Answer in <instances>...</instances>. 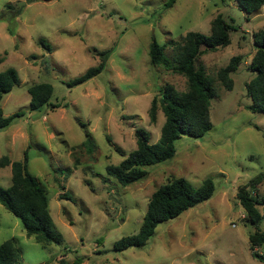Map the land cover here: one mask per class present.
<instances>
[{"label":"rangeland","instance_id":"374dc122","mask_svg":"<svg viewBox=\"0 0 264 264\" xmlns=\"http://www.w3.org/2000/svg\"><path fill=\"white\" fill-rule=\"evenodd\" d=\"M167 1L0 0V72L13 67L20 78L1 105L6 115L22 113L0 130V157L18 161L28 150L30 172L47 189L63 235L60 244L39 243L0 203V244L15 240L18 264H264V245L258 258L249 241L256 228L237 199L239 186L264 171V112L248 108L253 99L246 86L255 78L248 67L256 52L253 34L264 28V7L247 14L237 0H175L168 8ZM219 14L232 26V42L206 52L195 66L203 64L216 76L234 56L242 55L243 62L231 74L233 89L216 82L213 128L203 137L181 136L173 158L122 185L107 167L136 149V129L146 128L151 143L161 137L165 115L160 110L151 122L153 97L165 83L187 87L183 75L150 63L151 43L167 44L172 59L171 41L191 31L210 35ZM95 49H111L105 70L68 87L66 81L100 62ZM39 82L53 85L59 108L30 110L28 90ZM85 129L92 133V149L84 144ZM173 176L195 187L212 178L214 195L158 224L144 247L115 250L118 239L139 232L152 194ZM11 178V166L0 169V185L9 187ZM64 192L72 198H59ZM259 192L264 194V183ZM259 228L264 230V221Z\"/></svg>","mask_w":264,"mask_h":264},{"label":"trees","instance_id":"16d2710c","mask_svg":"<svg viewBox=\"0 0 264 264\" xmlns=\"http://www.w3.org/2000/svg\"><path fill=\"white\" fill-rule=\"evenodd\" d=\"M237 1L247 14L258 12L264 7V0ZM173 3L175 0H169L165 6L171 7ZM8 7L13 6L8 4ZM21 10V7L18 8V12ZM211 23L210 35L191 31L171 41L168 45L175 50L172 59L165 54L167 44H160L156 40L151 43L150 63L183 75L187 87L180 91L175 85L165 83L153 97L148 111L151 122H157L160 110L165 115L161 137L159 141L151 143L150 132L146 128L136 129V149L119 164L107 167V174L122 185H130L146 177L149 173L146 167L173 158L177 152L176 142L181 136L199 138L213 128L210 105L212 98L217 95L216 82H220L229 90L233 89L234 79L231 74L238 71L243 56H234L225 67L218 70L216 76L208 74L203 64L199 68L195 66L206 52L226 47L232 42V26L222 14L216 16ZM253 41L256 52L248 68L255 73V78L246 83L248 94L253 99L248 108L253 112H264V28L253 34ZM40 43L44 45L45 41L42 39ZM45 46L49 51L52 50L51 46ZM95 53L100 62L82 75L66 81L68 87L83 84L105 70L111 49H95ZM19 80V73L13 67L0 72V130L8 128L22 114L16 112L6 115L1 105L4 95L12 91ZM28 92L30 110H56L61 106L60 103L52 101L54 87L51 83H35ZM81 125L86 126L85 123ZM85 136L84 144L92 149L95 145L92 133L85 129ZM29 161L28 150H25L22 160L12 161L8 155L0 157V169L6 166H11L12 169L11 185L7 188L0 185V203L21 219L28 236H33L44 245L60 244L63 235L56 229L49 207L48 191L30 172ZM263 183L264 171L239 186L237 191V199L245 210L244 218L256 228V231L250 234L249 241L253 254L258 258L262 257L257 250L264 245V230L259 228L264 221V194L259 192V186ZM215 189L212 178L205 179L201 186L195 187L184 177H171L152 194L139 232L118 239L114 243V249L122 251L131 247H144L155 234L158 224L177 218L186 210L210 199ZM59 198L72 197L64 192ZM19 261L20 253L14 239L0 244V264H18Z\"/></svg>","mask_w":264,"mask_h":264},{"label":"water","instance_id":"95a60500","mask_svg":"<svg viewBox=\"0 0 264 264\" xmlns=\"http://www.w3.org/2000/svg\"><path fill=\"white\" fill-rule=\"evenodd\" d=\"M43 1H50V0H43Z\"/></svg>","mask_w":264,"mask_h":264}]
</instances>
